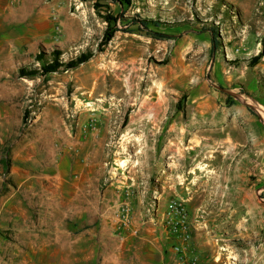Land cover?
Wrapping results in <instances>:
<instances>
[{"label":"rangeland","instance_id":"rangeland-1","mask_svg":"<svg viewBox=\"0 0 264 264\" xmlns=\"http://www.w3.org/2000/svg\"><path fill=\"white\" fill-rule=\"evenodd\" d=\"M263 188L264 0H0V264H264Z\"/></svg>","mask_w":264,"mask_h":264},{"label":"trees","instance_id":"trees-1","mask_svg":"<svg viewBox=\"0 0 264 264\" xmlns=\"http://www.w3.org/2000/svg\"><path fill=\"white\" fill-rule=\"evenodd\" d=\"M124 1L128 2L129 0H124ZM210 31H211V41H212L213 48H216V46L218 45V42L216 41L217 31L214 28L210 29ZM111 37H112V31H110V33L106 34V37H105L104 42H103V45L106 44V42ZM58 55H59V51H57V50L53 51L50 54L51 63H48V64H46V63L50 62V61H45L44 57H43V54H39L37 56V59L42 62V65H43V68H44L45 71L52 72V71H55L58 67L63 66V64H60L58 62ZM87 57H88L87 55H82L80 58L77 59V61L65 64V66H71V65L75 66V65H77L78 62L85 61L87 59ZM1 163H2V165L4 167V170L7 171L8 165H9V159H3L1 161Z\"/></svg>","mask_w":264,"mask_h":264},{"label":"built area","instance_id":"built-area-1","mask_svg":"<svg viewBox=\"0 0 264 264\" xmlns=\"http://www.w3.org/2000/svg\"><path fill=\"white\" fill-rule=\"evenodd\" d=\"M182 233H180V234H177V237H180L182 240H187L188 239V233H187V231H186V225L185 224H183L182 225ZM175 249H179V246L177 245V246H175Z\"/></svg>","mask_w":264,"mask_h":264},{"label":"crops","instance_id":"crops-1","mask_svg":"<svg viewBox=\"0 0 264 264\" xmlns=\"http://www.w3.org/2000/svg\"><path fill=\"white\" fill-rule=\"evenodd\" d=\"M264 189V188H263ZM241 205H244V198L242 197V202H241ZM243 210H244V207H243ZM237 211V210H236ZM252 211V210H251ZM252 213V212H251ZM263 244L262 243H259L258 245L254 244V249H256V252H260L259 250H261L263 253H264V246H262ZM262 246V247H261ZM255 252V253H256ZM257 253V254H258Z\"/></svg>","mask_w":264,"mask_h":264}]
</instances>
